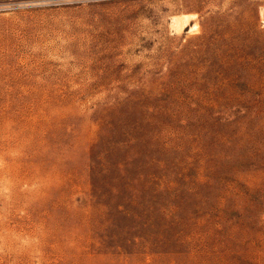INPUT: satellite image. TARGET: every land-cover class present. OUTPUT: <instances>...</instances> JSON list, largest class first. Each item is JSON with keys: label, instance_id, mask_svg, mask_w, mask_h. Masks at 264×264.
<instances>
[{"label": "rangeland", "instance_id": "obj_1", "mask_svg": "<svg viewBox=\"0 0 264 264\" xmlns=\"http://www.w3.org/2000/svg\"><path fill=\"white\" fill-rule=\"evenodd\" d=\"M0 264H264V0H0Z\"/></svg>", "mask_w": 264, "mask_h": 264}]
</instances>
